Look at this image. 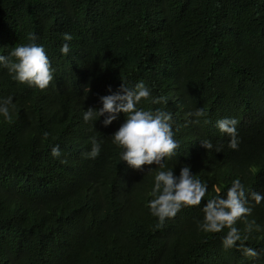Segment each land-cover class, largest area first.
<instances>
[{
    "label": "trees",
    "instance_id": "16d2710c",
    "mask_svg": "<svg viewBox=\"0 0 264 264\" xmlns=\"http://www.w3.org/2000/svg\"><path fill=\"white\" fill-rule=\"evenodd\" d=\"M64 33L73 37L67 56ZM30 34L56 71L39 90L0 69V99L11 95L15 105L10 120L0 117V264H264L225 250L227 229H198L203 200L160 224L147 207L148 166L121 162L109 137L124 115L107 127L104 117L82 119L109 86L142 80L168 99L140 107L173 113L179 148L167 163L177 175L189 164L211 195L237 177L246 195L264 193V0H0V54ZM201 107L206 116L191 122L186 113ZM222 118L238 120L235 150L216 128ZM93 135L100 153L85 158ZM55 145L59 158L50 155ZM248 206L247 219L264 228V202L249 196ZM235 226L246 234L244 223ZM247 244L264 248V231Z\"/></svg>",
    "mask_w": 264,
    "mask_h": 264
},
{
    "label": "clouds",
    "instance_id": "9594fccd",
    "mask_svg": "<svg viewBox=\"0 0 264 264\" xmlns=\"http://www.w3.org/2000/svg\"><path fill=\"white\" fill-rule=\"evenodd\" d=\"M73 39L69 33L63 34V43L60 53L67 56L70 52V42ZM34 34L29 35L27 43L15 44L10 47L7 55L0 54V69H6L8 76L17 84H26L39 90L46 89L54 79L55 69L42 44H38ZM84 97L90 91L88 86L83 88ZM107 95L99 97L101 107L89 106L82 111V119L85 123L96 122L104 117L102 123L105 127L113 124L120 114L125 119L119 127L109 136L111 143L120 149L118 155L122 162H126L133 169L140 170L147 167V172L152 174V187L147 201L150 213L163 224L166 218L175 217L183 208L201 206L203 217L197 221V227L205 233H221V245L227 249L236 248L245 257L259 259L264 256V248L255 249L248 246L249 234L254 230L264 231L255 220L249 221L248 216L252 213L249 205V196L256 205L264 202V193L250 192L246 195L245 185L237 177L231 181V185L222 192L221 187L213 185L215 195L209 193L208 184L198 178L192 171L191 165L184 164L175 173L176 165L169 166L167 163L176 155L179 143L175 139L173 113L164 108L140 107L142 101L151 105H166L168 99L164 96H153L151 89L139 81L133 87H128L122 82L120 87L113 91L108 88ZM15 107L14 98L10 95L0 99V117L10 120L11 109ZM187 117H194L191 122L199 123L206 116L205 110L196 108L186 113ZM207 122V121H205ZM237 124L236 118H222L216 121V128L222 135H226L228 147L237 149ZM94 127V126H93ZM47 137L48 133H44ZM102 140L95 135L90 137V151L83 153L85 158H96L101 149ZM201 146L207 150H213L214 145L209 139L200 141ZM220 152L219 147H215ZM50 155L59 158L61 151L59 145L51 147ZM61 160V163H66ZM154 165V167H153ZM206 194L210 198L205 199ZM244 223V232L236 227L237 221Z\"/></svg>",
    "mask_w": 264,
    "mask_h": 264
}]
</instances>
